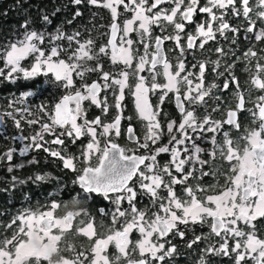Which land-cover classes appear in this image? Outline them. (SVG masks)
I'll return each instance as SVG.
<instances>
[{"label": "snow or ice", "instance_id": "obj_1", "mask_svg": "<svg viewBox=\"0 0 264 264\" xmlns=\"http://www.w3.org/2000/svg\"><path fill=\"white\" fill-rule=\"evenodd\" d=\"M84 4L110 12L111 23L100 26L107 27L102 34L105 42L98 44L91 34L82 39L78 28L69 32L56 26L49 31L53 17L67 6L74 10L62 25H73L83 15ZM121 8L131 14L122 23ZM198 14L205 16L199 23ZM229 15L243 18L244 31L251 34L246 39L264 41V0H68V5L56 6L51 13L42 10L40 27L25 18L13 37L0 41V79L16 83L44 77L45 84L59 90L51 104L30 106L29 98L37 95L34 90L9 100L11 110L0 113V124L7 117L20 132L22 121L29 127L38 125L31 136L11 137L29 141L19 154L43 150L61 160L64 169L77 173L70 189L67 183L57 185L46 201L35 207L29 201L5 225L12 232L0 239V264H173L180 254L175 237L189 249L209 240L196 264H212L210 258L215 256L229 257L232 264H264V236L257 224L264 220V94L251 95L253 90L264 93V48L258 52L253 44L243 53L250 73L247 101L233 72L239 59L234 51L230 56L217 47L220 58L191 64L197 71L189 70L186 59L197 48L205 50L217 36L227 40L228 32L236 44L241 28L232 26L226 19ZM190 24H195L194 33L186 31ZM168 26L173 28L171 34ZM156 28L160 35L154 34ZM169 41L175 45L171 51L179 53L175 64L165 48ZM105 61L112 68L106 70ZM209 64L217 78L224 77L222 84L207 82ZM232 85L235 105L227 108L224 119H215L213 113L227 103L218 93L228 92ZM109 92L117 113L114 119L107 123L101 116L88 119L85 102L108 115L113 106ZM128 95L145 131L141 137L129 124L131 146L125 147L113 137L121 136L122 119H132L123 115ZM153 96H158V103H152ZM212 99L219 102L214 107L209 104ZM168 100L174 101L179 119H162ZM248 102L251 108H246ZM243 111L250 114L244 126L239 116ZM64 137L73 144L83 137L88 142L78 156L45 147L49 143L66 147ZM203 141L211 150L201 146ZM15 151L10 148L4 158L11 162ZM163 155L168 159L162 162ZM22 167L10 166L8 172ZM46 179L39 174L27 179L13 176L12 187ZM6 191L7 187L0 188ZM64 192L71 194V210L62 199ZM97 197L113 206L98 208L99 228L97 216L80 207ZM141 197L148 203L142 205ZM62 207L65 214L57 215ZM197 224L207 225L208 235L186 240V230L180 226ZM69 236L84 239L77 247ZM211 237L218 239L212 243Z\"/></svg>", "mask_w": 264, "mask_h": 264}, {"label": "trees", "instance_id": "obj_2", "mask_svg": "<svg viewBox=\"0 0 264 264\" xmlns=\"http://www.w3.org/2000/svg\"><path fill=\"white\" fill-rule=\"evenodd\" d=\"M20 4H23L22 9ZM59 5H68V0H0V12L7 13V15L0 16V41H3L5 37H13L18 25L22 23L25 18L31 19L36 27H40L41 21L39 18L42 15V10L51 13L54 8ZM80 8L83 15L78 17L73 25H62L63 21L71 18L74 10L72 6L64 7L60 13L53 17V24L48 26L49 31L54 30L56 26H64L69 32L78 28L82 33V39L88 38L89 34H91L97 40L98 44L105 42L106 37L102 34L107 31V27L100 26H107L110 23L111 17L109 11L101 7H93L87 4L81 5ZM94 13L95 16L93 15ZM232 17L233 16L229 15L226 19L230 21L233 27H240L242 31L245 22ZM93 25H95V27H93ZM170 32L171 29H168V33ZM238 46L240 53H243V51L247 50L249 47L246 41L242 42L240 39H238ZM224 47L226 52L229 54L232 53L228 42L224 44ZM44 79V77H38L31 82L20 80L16 83H10L0 79V113L3 111H10L11 109H8L7 107L9 100L19 97L23 92L28 90H34L37 92L35 97L29 98L30 106L40 104L41 102L51 104L57 98L59 90L51 84H45ZM33 111L35 112L36 109L33 108ZM21 123L23 125V132L18 131L15 128L13 121L7 117H5L4 123L0 124V188L7 187L9 189V191L0 192V239H3L6 233L9 236L11 235L12 229H6L5 225L13 219L18 212L27 208L29 206V201L33 207L38 203L46 201L49 198L47 195L49 192L56 193L57 185L65 183H67L68 186L71 185L69 183L77 174L64 169L61 160L48 157L43 150L33 151L30 149L26 156H21L19 154V149L29 141L21 142L19 140H13L11 137L20 135L28 137L33 135L39 128L38 125L29 127L23 121ZM232 134L234 136L237 135L235 133ZM45 146L54 148L47 144H45ZM201 146L204 147V145ZM66 147H59V149H62L63 154L77 155V153H75V147L69 148L70 152ZM10 148L16 149L13 153V160L11 162L4 158V153ZM205 149L211 150V147L208 145ZM31 160H35L37 163H29ZM217 163H219V161H217ZM19 164H23L24 167L15 168L11 173L8 172L10 166ZM37 174L46 175V181L39 183H32L29 181L23 185L17 183L15 188L12 187L13 176L27 179L28 177L34 178ZM220 179L221 182H223V178L221 177ZM205 181L213 182L211 177H205ZM192 183L195 184L196 182L192 181ZM70 196L71 194L64 192L62 197L63 201L68 203V210L73 208L70 203ZM26 197L28 199H26ZM84 204L85 203L82 205ZM141 204H147V202ZM65 211L66 209L62 207L58 210L57 215L64 214ZM92 212L97 216V227L99 228V220L101 218L98 215V211L96 208L95 210L93 208ZM180 227L182 230H186V240L189 241L194 239L197 235H208V229L205 228L206 226L204 225H189L187 229H185L184 225H181ZM261 234L263 235L264 231ZM83 239V237L69 236L70 241H77V247H79L78 242ZM173 242L178 245L180 252V254L175 257L173 264H196V261L201 254V250L207 246L209 240H204L201 243L194 245L191 249H189L186 243L181 241L179 237H175ZM211 242L214 243L213 239H211ZM210 259L212 264H232V259L225 256H215Z\"/></svg>", "mask_w": 264, "mask_h": 264}, {"label": "flooded vegetation", "instance_id": "obj_3", "mask_svg": "<svg viewBox=\"0 0 264 264\" xmlns=\"http://www.w3.org/2000/svg\"><path fill=\"white\" fill-rule=\"evenodd\" d=\"M109 14H110V12H109ZM202 15H204V14H202ZM197 16H199V15H197ZM197 16L195 17V20L198 23L202 22L203 19L205 18V17H197ZM110 17H111V15H110ZM232 18L243 20L242 17L241 18L232 17ZM253 18H255V17H253ZM110 23H111V21H110ZM121 23H122V21H121ZM234 27H236V26H234ZM168 29H171V32L168 33V34H171L173 32L172 26H168ZM194 30H195V24H190V25L187 26V29H186L187 33H194ZM154 34L155 35H160L161 34L160 29L156 28L154 30ZM181 35L184 36V39L186 40L185 34L182 33ZM227 35L229 37L227 40H225L222 37L217 36L216 40L210 41L205 46V50H200V49L197 48L193 52H190L187 55V57H186L188 65H189V70L197 71V69H191L190 65L193 64V63H197L198 61L216 60L217 58H220V57H218V54L215 52V49L217 47H223L225 49L224 44L226 42H228L230 51H232V52L234 51L235 52V56L239 57V59L236 60V64H235V67L233 69V72H234V75L237 77V79L239 81L240 88L242 90H244V95H245V98H246V101H247L248 100L247 89H249L250 86H251L250 85V73L245 70L246 61L243 58V53L246 50H244L243 53H240V49H239V46H238V39H240L242 42L246 41L247 45H249V47L252 46L253 44H255V48H256V50L258 52H259V50L261 48H264V41L256 44L254 39H251V40L250 39H246L245 37L246 36L250 37L251 34L246 33L244 31V29L240 32L239 36L236 38L237 39L236 44H232V42H231L232 37H233V33L228 32ZM165 48H166V50H168L167 51L168 57L171 59L172 63L175 64L176 63V58L179 55V53L177 51H171L172 49L175 48L174 43L171 42V41L166 42ZM237 55H239V56H237ZM230 56H231V54H230ZM221 59L223 60V59H226V58H221ZM232 59H235V57H232ZM261 63H264V60H262ZM105 64H106V70L112 68V66L107 61H105ZM254 64H255V61H253V64H252V71L253 72L255 71ZM211 67H212V65L209 64L208 65V69L209 70L205 73L207 82L208 83L215 82L217 84H222V81H223L224 77L217 78L215 73L211 71ZM95 78L96 77L93 76V79H95ZM235 87H236L235 85H232V87L230 88V90L228 92L218 93L219 95H222L224 97V100L227 101V103H222L220 105L221 110L218 111V112L213 113V117L215 119H218V120L224 119L226 111H227V108L229 106H233L234 107V105H235V95H234ZM260 94H264V93H261V92L255 91V90H253L252 93H251L253 98L255 96H257V95H260ZM108 100H109V103L111 105H113V106L110 108L109 113L106 116L101 112V110L99 108L95 107L94 105H91L88 102H85V107L87 109V117H88V119L91 120V119H94L97 116H101L105 123L110 122L111 120H113L117 113H116V109L114 107V100H113L111 92L108 93ZM152 103L153 104L158 103V96H153L152 97ZM217 103H219V102L215 101L214 99L209 100V104L212 107H214ZM124 105H125L124 113H123L124 117H132V119L131 120H128L127 118L122 119V121H121V136L119 138H116V137H113V138L121 146L130 147L131 145L129 144V141L127 139V127H128V125L131 124L134 127V129L137 132V134L140 135L141 137L143 136V133L145 131V127H144V123L141 122L136 116L135 108H134V104H133V100H132L131 95L126 96L125 101H124ZM162 107H163V111L165 113V117H162V119L163 118L179 119V113H178V111H177V109L175 107L174 101L168 100ZM251 107H252V102L246 103V108H251ZM200 111H201V114L203 115L204 114V110L200 109ZM239 116H240V122H241L242 126L247 125L249 123L250 114H249L248 111L241 112L239 114ZM228 127L229 126L225 125L226 129ZM232 133L237 134L234 129H232ZM45 138L48 141L53 139V137H51V136H46ZM64 140H65V145L67 146V144H68V146L66 147L67 150L70 152L69 148L75 147V153H77V155H79L80 152L83 150L84 146L87 144L88 137H83L80 140H77L75 144H73L69 140L68 137H64ZM199 143H201V145H204V148H206L208 145L211 147L210 143H208L207 141L206 142L203 141V142H199ZM47 145L48 146H53L54 148H52V149H58V150H59V147H61L60 145H53V144H50V143L47 144ZM165 158L168 159L167 156H165ZM74 178H75V176L73 177V179ZM69 184H71V182ZM70 188H71V185H69V189ZM68 193L70 194V192H68ZM144 202L148 203V198L147 197H141V203H144ZM82 204L80 205V207H87L88 209H90V211H93V208H94V210H95V208H96V210H98V208H100V207H105V208L112 207V205H109L107 201L103 200V198H100V197H97L91 203H85L84 205H82ZM64 214H65V212H64ZM64 214H60V215H64ZM257 224L261 226V233H262L264 231V229H263L264 228V220L257 221ZM205 226H206L205 228L208 229L207 232L209 233V227L207 225H205ZM262 236H264V234ZM211 239H213V241L215 243L218 238L211 237ZM112 251L114 252L115 249L113 248Z\"/></svg>", "mask_w": 264, "mask_h": 264}, {"label": "rangeland", "instance_id": "obj_4", "mask_svg": "<svg viewBox=\"0 0 264 264\" xmlns=\"http://www.w3.org/2000/svg\"><path fill=\"white\" fill-rule=\"evenodd\" d=\"M166 7H170V5H166ZM120 12H121V15H120V20H121V21H123V19L125 18L126 15H128V16L131 15L130 13H124L122 8L120 9ZM198 15H199V16H197V17H205V16H203L202 14H198ZM143 134H144V133H143ZM204 142H206V141H204ZM54 150H58V149H54ZM33 151H37V150H33ZM46 155H47L48 157H50V158H53V157L49 156L48 153H46ZM165 156H166V155L161 156V161H162V162L167 160V159L165 158ZM61 163H62V161H61ZM62 165H63V163H62ZM112 207H113V206H112ZM110 208H111V207H110ZM204 226H205V225H204Z\"/></svg>", "mask_w": 264, "mask_h": 264}]
</instances>
